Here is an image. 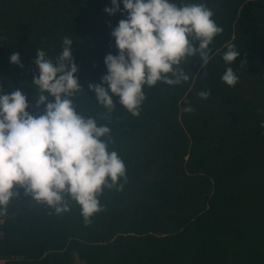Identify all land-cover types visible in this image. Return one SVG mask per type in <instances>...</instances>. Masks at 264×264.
Instances as JSON below:
<instances>
[{"label":"trees","instance_id":"1","mask_svg":"<svg viewBox=\"0 0 264 264\" xmlns=\"http://www.w3.org/2000/svg\"><path fill=\"white\" fill-rule=\"evenodd\" d=\"M173 2L205 4L223 32L206 66L199 59L185 68L188 81L145 85L134 117L116 96L108 113L88 87L101 83L105 56L118 53L111 31L126 14L106 13L111 0H0L3 90H21L27 110L42 114L32 61L43 50L55 62L63 38L72 39L82 87L73 103L111 129L108 150L128 177L122 190L104 189V210L89 225L76 202L56 214L18 188L0 216V264H264V0ZM230 43L240 54L227 65ZM14 51L23 67L10 64ZM227 67L239 77L235 87L221 80Z\"/></svg>","mask_w":264,"mask_h":264},{"label":"clouds","instance_id":"2","mask_svg":"<svg viewBox=\"0 0 264 264\" xmlns=\"http://www.w3.org/2000/svg\"><path fill=\"white\" fill-rule=\"evenodd\" d=\"M120 3L111 0V6L104 8L110 16L126 14L111 31L118 53L105 56L107 71L101 83L88 87L108 113L115 108L116 96L135 117L146 99L143 87L188 81L181 65L199 57L201 66H206L211 58L209 45L223 28L205 4L122 0L121 8ZM72 43V39L63 38L62 52L55 62L46 58L43 50H37L32 61L39 70L32 80L35 106H44L42 114L27 110L29 102L21 90L7 93L0 85V216L6 215L9 203L20 196L17 189L22 188L24 195L56 214L70 211V201L76 202L85 225H89L91 217L104 210L99 200L104 189L120 191L121 179L127 182L124 161L116 151L108 150L111 129L80 114L73 103L82 87ZM226 47L222 59L231 65L240 53L234 44ZM9 60L23 67L19 52L14 51ZM241 65H246V59ZM238 79L232 67L221 76L229 87H235ZM209 95L210 91L198 93L202 99ZM184 110L194 111L191 106Z\"/></svg>","mask_w":264,"mask_h":264},{"label":"rangeland","instance_id":"3","mask_svg":"<svg viewBox=\"0 0 264 264\" xmlns=\"http://www.w3.org/2000/svg\"><path fill=\"white\" fill-rule=\"evenodd\" d=\"M173 1H176V0H172V2ZM175 3V2H174ZM189 3V2H188ZM197 60H199V57H193L190 61H189V63H183L182 65H181V67L184 69V71H185V68H190L191 70L194 68V65H196V63H197Z\"/></svg>","mask_w":264,"mask_h":264}]
</instances>
